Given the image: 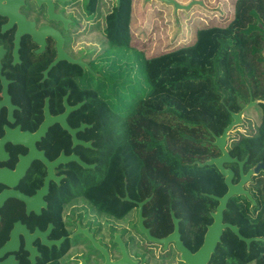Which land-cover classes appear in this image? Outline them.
Wrapping results in <instances>:
<instances>
[{
    "label": "flooded vegetation",
    "instance_id": "flooded-vegetation-1",
    "mask_svg": "<svg viewBox=\"0 0 264 264\" xmlns=\"http://www.w3.org/2000/svg\"><path fill=\"white\" fill-rule=\"evenodd\" d=\"M174 1L179 9L162 3L175 15L193 7L217 9L221 3ZM120 2L0 0V264H264V200L231 196L220 210L218 239L201 251L219 207L212 196L226 191L221 196L202 193L211 200L189 208L181 206L175 192L158 191L167 197L154 198L155 188L175 185L149 184L150 191L136 199L125 183L85 184L95 182L100 172L89 153L95 149L93 140L84 136L90 125L78 111L85 103V85H90L86 76L93 85L100 76L95 51L109 45L106 18ZM228 20L195 25L190 41L199 29L224 27ZM126 37L130 42L129 25ZM58 52L70 60L58 59ZM95 87L99 95L97 82ZM45 104L49 118L74 108L65 121L70 129L83 127L75 142L58 123L35 136L45 122ZM19 134L27 146L16 142ZM228 144L226 139L229 154ZM61 156L78 160L47 165ZM223 166L233 179L237 175L236 182L232 179L236 184L238 165Z\"/></svg>",
    "mask_w": 264,
    "mask_h": 264
},
{
    "label": "trees",
    "instance_id": "trees-1",
    "mask_svg": "<svg viewBox=\"0 0 264 264\" xmlns=\"http://www.w3.org/2000/svg\"><path fill=\"white\" fill-rule=\"evenodd\" d=\"M130 14L131 0H121L106 18L109 45L95 51L98 57L107 51L115 57L116 82L102 78L101 71L95 85L86 76L90 85L78 112L90 125L84 136L93 140L89 153L100 174L85 184L125 183L136 199L150 191L149 184L175 185L154 191L175 192L181 206H205L211 199L202 193L221 196L226 188L214 166L195 163L219 156L213 136L221 135L230 113L241 111L249 99L258 114L241 116L232 131L243 127L244 133L228 135V151L238 160L247 157L244 171L264 163V0H233L224 27L199 29L191 43L150 57L131 48L134 55L123 60L114 55L116 49L130 51ZM105 74L110 75L108 69ZM96 82L99 95L92 89ZM248 182L251 197L264 200V174ZM166 197L157 193L154 198Z\"/></svg>",
    "mask_w": 264,
    "mask_h": 264
},
{
    "label": "rangeland",
    "instance_id": "rangeland-1",
    "mask_svg": "<svg viewBox=\"0 0 264 264\" xmlns=\"http://www.w3.org/2000/svg\"><path fill=\"white\" fill-rule=\"evenodd\" d=\"M220 2L216 7L217 9H213V7L208 9L193 7L190 11L177 12L175 15L173 9L162 2L155 0H131L129 24V44H131V47H128L130 51L116 49L114 56L126 60L128 57L134 55L131 49L134 48L142 51L144 57H150L160 52L191 43L190 40L194 38V31L192 29L195 25L203 26L211 20L219 21L225 16L229 17V19L231 18L233 0H221ZM181 18L187 21L186 24L181 22ZM89 54L92 53L90 52ZM109 55L112 54L107 51L106 56L96 58L97 69L99 72L101 71L102 78L110 80L111 76L116 82L114 76L115 57H110ZM107 69L110 75L105 74V70ZM253 109H255V105L248 108L242 116L252 119L258 114V111ZM236 133H244V128L239 127L232 131L230 135Z\"/></svg>",
    "mask_w": 264,
    "mask_h": 264
},
{
    "label": "water",
    "instance_id": "water-1",
    "mask_svg": "<svg viewBox=\"0 0 264 264\" xmlns=\"http://www.w3.org/2000/svg\"><path fill=\"white\" fill-rule=\"evenodd\" d=\"M62 1H67V0H62ZM146 1H149V0H146ZM156 1L163 2L167 5L171 4L174 6L175 9L180 8L179 4L176 3L174 0H156ZM117 4H119V0H117ZM189 7H190V5L186 6L185 8L187 9ZM58 53H59L58 59L66 58L67 60H70L61 52H58ZM255 104H256V102H253L251 99H249L248 104L241 111H239L238 113H230V116L232 119L231 122L222 130L221 135L213 136L214 141L212 142V145L215 146L219 150V152H220L219 157L210 158V159H208L202 163H200V162L195 163L199 167L214 166L217 169V171L220 173V175L223 177V182L227 187V190L222 197L212 196L215 200H217L219 202V207L217 208V210H218L217 214L212 215V217L214 219V223L209 228V231L206 234L205 244H204V247L201 249V251L207 250V247H209L211 245L209 247V249H210L212 246H214L215 241L218 239L217 236L220 232L219 223H220V218H221V211L220 210L225 207L227 200L231 196L238 195V194H243L247 199L252 200L249 193L243 189V185L251 179L252 175L257 174L259 171L264 172V163L260 162V163H257L252 169H249L246 173H243L242 172V165L245 162V159L243 161H238L236 158H231L225 150V143H226V139L228 138V134L234 126L241 123L242 112H244L248 108L254 106ZM73 109L74 108H68L67 107L65 112H63L62 114H60L56 117H53V118H51V117L49 118L47 115V108H46V104H45V108H44L45 122L41 125V127L39 128V130L35 134V136L40 135V134L42 135V133L45 131L47 126H50L53 123H58L63 129H65L69 132V134L72 136L73 141L75 142V133L77 131L81 130L83 127L79 128V129H70L68 127V125L66 124V121H65L66 116ZM85 127H87V126L85 125ZM23 135L24 134H22V135L19 134L18 140H16V142L26 145V138L23 137ZM78 143L83 145L84 147L90 146L89 142L78 141ZM74 158H75L74 156H70L68 158H63L61 156L55 162L49 163L47 165L48 166H55L60 162L70 161V160H73ZM75 159H77V158H75ZM45 163H47V162H45ZM228 163H236L239 167V180L236 184L232 183L233 172L230 169L224 168V166H223L224 164H228ZM81 165L83 167H92V166H87V165L82 164V163H81Z\"/></svg>",
    "mask_w": 264,
    "mask_h": 264
}]
</instances>
